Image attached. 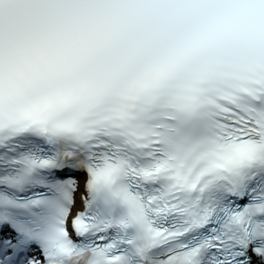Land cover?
Listing matches in <instances>:
<instances>
[{
	"label": "snow or ice",
	"instance_id": "6c2138e0",
	"mask_svg": "<svg viewBox=\"0 0 264 264\" xmlns=\"http://www.w3.org/2000/svg\"><path fill=\"white\" fill-rule=\"evenodd\" d=\"M0 264H264V0H0Z\"/></svg>",
	"mask_w": 264,
	"mask_h": 264
}]
</instances>
